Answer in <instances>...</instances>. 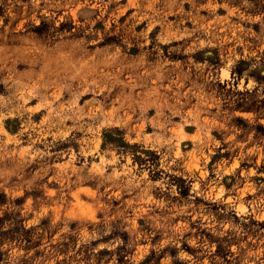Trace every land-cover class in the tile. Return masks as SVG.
I'll list each match as a JSON object with an SVG mask.
<instances>
[{
    "label": "rangeland",
    "instance_id": "374dc122",
    "mask_svg": "<svg viewBox=\"0 0 264 264\" xmlns=\"http://www.w3.org/2000/svg\"><path fill=\"white\" fill-rule=\"evenodd\" d=\"M0 264H264V0H0Z\"/></svg>",
    "mask_w": 264,
    "mask_h": 264
}]
</instances>
